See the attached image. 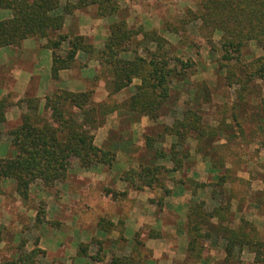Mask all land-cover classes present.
I'll use <instances>...</instances> for the list:
<instances>
[{"label": "trees", "instance_id": "1", "mask_svg": "<svg viewBox=\"0 0 264 264\" xmlns=\"http://www.w3.org/2000/svg\"><path fill=\"white\" fill-rule=\"evenodd\" d=\"M90 6L96 7V18L112 19L108 36L100 49H96L85 36L61 32L67 17ZM0 10L10 12L8 18L0 20V49H17L24 40L32 39L41 42L42 47L51 52L52 87L42 99L29 90L16 101L11 92L0 98V150L5 136L12 151L11 156L0 157V179L12 181L13 193L24 203L29 200L30 186L36 182L47 190L66 180L72 160L77 161L82 171H89L97 165L111 167L116 153L94 144V132L104 124L105 118L115 112H124L131 118L146 117L155 124L170 100L172 84L184 79V70L191 66L171 55L170 43L157 30L128 27L125 18L118 16L120 6L117 0H66L64 4L60 0H0ZM197 23L209 45L215 34L220 35L217 43L224 65L219 68H226L234 62L240 73L236 83L242 90L253 80L264 83V0H200L196 9H187L182 18L163 21L162 31L176 35L181 42L186 27ZM246 42H253L260 48L261 55L242 62L241 51ZM78 54L97 63L99 70L92 78L94 82L105 80L108 100L132 86L134 80L139 84L133 86L132 94L120 104L97 103L94 89L74 93L57 87L59 73L71 70ZM10 107H17L20 115L16 124L4 131ZM136 119L130 120L131 123ZM209 134L213 133L203 126L196 111H182L180 119L174 120L170 126L163 125L155 136H145V148L152 152L153 160L121 174L120 181L126 185L123 192L108 189L106 193L118 200L128 191L158 188L164 191L165 197L169 191L159 178L162 170L166 173L181 170L180 154L187 158L181 153L183 144L191 135L198 140ZM167 137L173 141L166 151L162 143ZM156 161H168L173 167L168 170L157 165ZM220 181L221 178L216 177L213 185L195 184V187H215ZM211 197L213 201L215 196ZM157 210H162V203L158 202ZM229 211L227 204L217 201L210 211L205 209V201L188 207L186 219L194 233L188 241V256L199 257L198 238L214 239L221 242L226 259L236 258L246 250L253 256L252 264H264V240L252 236L246 221L242 220V226L237 230L222 225ZM43 215L40 209L36 211L34 223L43 224ZM214 219L216 223H213ZM112 226L103 218L98 222L100 231ZM147 237L155 239L158 235L150 233ZM22 247L19 245L16 259L0 264H38L37 258L45 254L36 243L29 252L22 251ZM87 248V244H79L77 256L92 259ZM111 264L138 262L123 257L112 258Z\"/></svg>", "mask_w": 264, "mask_h": 264}, {"label": "rangeland", "instance_id": "2", "mask_svg": "<svg viewBox=\"0 0 264 264\" xmlns=\"http://www.w3.org/2000/svg\"><path fill=\"white\" fill-rule=\"evenodd\" d=\"M117 1L120 6L118 16L125 18L128 27L134 29L142 27L145 30H151L149 27L144 28L138 25V21L129 25L134 16L127 21L124 10L126 4L123 0ZM141 1H145L146 5H151L150 0ZM162 1L152 3V9L155 12L153 17L152 15L148 16L149 13L146 14V11L149 10L143 12L142 15L145 20L148 17L152 19L148 20L149 26L158 23L155 30L160 32L170 43L171 55L191 65L184 70V79L172 84L170 100L162 108L160 117L155 124L146 117L139 119L132 117L136 119L135 123L132 124L130 120L133 119L124 112H115L105 118L106 121L108 117L113 116L117 120L119 119L120 123L117 130L109 132L106 143L101 147L95 145L98 148L110 149L116 153V160L111 167L97 165L89 171H82L78 168L81 172L77 173L73 166L74 164L77 165V161L72 160L66 180L47 190L43 189L39 182H36L30 186L29 200L26 203L22 202L17 195V198L13 197L14 184L12 181L0 179V242L5 243L4 248L0 245L3 248L0 250V262L16 259L19 254V245H23L21 250L25 252L31 251L35 243L38 247V240L41 238L45 248L49 249V254L44 250L43 257L37 258L38 264H79L81 259H83L81 264H111L112 258L123 257L131 258L138 264H252L253 256L246 253V250L236 258L226 259L221 242L214 239L198 238L199 257H189L187 245L194 233L192 228H189L186 213L189 206L199 201H205L207 211L212 209L215 201L224 205L227 204L230 211L226 219L222 221V225H226L231 230H237L239 226H242V220H244L247 223V228L252 230V236L264 240V83L253 80L245 90H242L236 83L240 73L235 68L234 62L226 68H219V65H224L217 43L220 35L215 34L212 38V44L209 45L206 42L204 32L199 31V23L195 26L186 27L187 31L184 33L181 42L176 35L162 31L163 21L182 18L187 9L194 11L200 0ZM60 2L64 4L66 0H60ZM164 4L168 9L162 12ZM80 11L95 15L96 7L90 6L77 10L72 16L67 17L61 30L62 33L75 34L77 21L74 16ZM132 14L138 18V14ZM9 16L8 10H0V20ZM102 20H105L108 36V26L112 19ZM100 37L104 38V36ZM89 42L93 45V40L89 39ZM260 55V48L253 42H246L240 58L242 62H248ZM46 61L48 64V59L45 62L44 58L41 59L43 64ZM74 71L76 73L78 70L75 69ZM104 78L107 79L106 76ZM137 84L139 81L134 80L132 86L117 93L109 100L107 99L105 80L101 79L94 82L92 78L89 89H94L95 92L101 89L95 94L99 100V102L95 100L97 103L120 104L132 94L133 86ZM5 86L12 90L11 79L7 80ZM102 90L106 95L104 99L102 98ZM186 109L196 111L201 116L203 126L213 134L198 140L194 135H191L182 147L181 153H185L187 158L184 159L180 154L183 164L181 170L172 173H166L162 170L159 178L169 191L168 195L164 197L163 190L152 188L143 190L147 191L145 195L149 197L148 203L145 200L134 199L124 203L105 204L98 200V192L105 194V190L108 189L121 192L108 188V186H112L117 178L120 180L126 166L128 167L127 170L135 169L139 165L149 164L153 160L152 152L145 148V136H155L161 132L163 125L170 126L174 120L180 119L181 112ZM8 116L9 122L3 126L4 131L16 124L15 120H11L12 116L10 114ZM141 121H143L144 126H142ZM172 141L173 139L170 137L165 138L162 143L163 149L167 151ZM1 142L9 143L5 136ZM3 149L0 150L1 158L8 155ZM156 164L168 170L173 167V164L168 161H156ZM101 168H104L103 173ZM119 173L121 174L118 175ZM78 174L82 175L83 179L78 181L80 183L83 181L85 188L83 189L81 184L78 187L74 186V188L77 187L83 191H81L79 202L73 206L78 209L80 223L85 229L83 232L84 239L87 241L85 243L77 242L73 236L68 238L69 231L64 227L66 220L63 215L64 212L61 213L57 208V201L60 197L65 196L64 202L67 201V197H72L68 194L69 186L75 185ZM216 177H220L221 181L215 187L207 186L203 189L195 187V184L213 185L216 183ZM106 178H110L109 183L107 182L108 186L107 183H103ZM212 191H214V195H212ZM211 196H215L213 201ZM73 197L75 199L74 195ZM18 199L23 207L20 212L16 206ZM158 202L162 203L161 211L157 210ZM148 205L154 210L149 207V210H146L144 207ZM133 206L145 210V216L149 220L148 223L139 227L140 229L135 235L131 234L127 241L123 240L121 243L116 236H113L116 239L110 238L115 231L123 230V225H119L117 221L106 231H100L98 222L101 217L109 221L110 215L115 213L126 214L128 208L131 209ZM30 209L35 212L40 209L44 213L43 224L34 223L33 219H29L28 210ZM2 215L6 216L3 217V220H1ZM46 217L48 221H46ZM11 219L13 223L19 226V229L17 226L15 227L18 230L9 229L10 227L2 229V223H7ZM154 219L158 220L156 225H154ZM162 223L165 226L163 231L160 230ZM213 223H216V219L213 220ZM47 224L52 225V229L46 227ZM97 229L104 234L94 236V231ZM150 233L158 235V238L155 239L159 240L157 241L159 245L161 244L158 245L160 248L158 253L161 255L158 260H153V251L143 245L144 241L149 239L147 235ZM142 234L145 236L141 237ZM49 236H51L50 239ZM70 239L73 242L76 241V245H72V248H76L74 258L68 251ZM79 244L88 245L87 254L89 257H93L92 259L77 256Z\"/></svg>", "mask_w": 264, "mask_h": 264}, {"label": "crops", "instance_id": "3", "mask_svg": "<svg viewBox=\"0 0 264 264\" xmlns=\"http://www.w3.org/2000/svg\"><path fill=\"white\" fill-rule=\"evenodd\" d=\"M123 1L126 4L124 10H125L126 17L128 19L127 21L131 20V17L134 16L133 17L134 19L131 20V23H129V25H132L135 21L136 22L138 21V25L143 26L144 28L149 27L151 29H156V25L158 23L157 24L155 23L154 25L149 26L148 20H152V19L148 17L145 20V17L142 15V13L145 12L146 10H149V11H146V14L149 13L147 15L148 16L152 15L153 17V13L155 12H153L152 3H156V2L158 3V2H161L162 0H150L149 1L151 2L150 6L146 5L145 1L140 2V0H123ZM163 6L164 7L162 9L163 10L162 12L168 9L165 7V4ZM132 13L138 14L137 15L138 18L135 17V14H132ZM157 16L159 17V14H157ZM74 18L77 21L76 26H75V29H76L75 33L78 35L86 36L87 38L93 40L92 43L96 49L102 48L105 38L107 36V26H106L105 20L98 19L92 14L90 15L88 13H83L81 11L78 13H75ZM100 36H104V38L102 39ZM42 58H44V62L46 59H48V64H47V61L45 64L41 63ZM75 64H76V67L74 66L71 70H64L59 73V80H58L57 87L68 90L70 92H74V93L83 92L90 88L89 83L91 82V79H92L91 77H94V75H96L99 70L97 63L95 61H89L87 56L84 54H78L76 57ZM50 65H51V52L43 48L41 42H37L32 39L24 40L21 44V47L17 49L16 48L0 49V98L3 95L7 94L8 92H11L13 94L14 101H16L19 98L24 97L26 92L29 90L30 93L42 99L52 87V83L50 79ZM75 69L78 70L76 71V73L74 71ZM9 79H11V83L13 84L12 90L8 89L5 86V84L7 83V80ZM100 84L101 82L99 83V86ZM98 90H96V92L101 91V89L99 91ZM104 93L105 92L102 90L103 99L106 97ZM95 100L99 102V100L96 97H95ZM9 114L10 116H12L11 120L17 121L20 115V111L18 110L17 107L10 108L6 114V124H8L9 122V116H8ZM141 122H142L141 123L142 126H144L143 121ZM119 125H120L119 119L117 120L116 117H113V116L108 117L107 120L105 121V124L102 127L98 128V130L94 134L95 145H97L98 147H101L104 143H106L109 132L111 130H117L119 128ZM2 148H4L3 150L7 152L8 154L7 157H9L12 153L10 144L1 142V150ZM73 166H74V170L77 173L81 172L78 169L77 165L74 164ZM127 168L128 167L126 166L125 170H127ZM100 170L103 173L104 168L103 169L101 168ZM121 173H119L118 175H120ZM82 179H83L82 175L78 174L75 185H72L73 187L70 185L69 186L70 188L68 187L69 188L68 194L72 195V197H69V198L67 197L66 199L67 201L64 202L65 196H62L57 201L58 203L57 208L60 210L61 213L64 212L63 215L65 216V219H66L64 222L65 224L64 227L69 231L68 238H71L70 236H73L79 243L87 242L84 239L85 237H84L83 232L85 231V229H84V226L80 223V215H79L78 209L77 208L75 209V206H73V204H76L79 202L81 191H83L81 189H77V187L81 184L80 186H82L83 189L85 188L83 181H81V183L78 181ZM109 180L110 178H106L103 180V183H107V182L109 183ZM108 183H107V186L109 185ZM74 186H77V187L74 188ZM125 187H126L125 183L120 181L119 178H117V181L112 183V186H108V188H112L114 190L121 191V192L125 189ZM65 188L67 189V186ZM106 191L107 190H105V194L104 193L102 194V192H98V195H97L98 200H100L101 202L105 204H108V203L115 204L117 202L124 203L127 200L132 201L134 199L145 200L148 203L149 197L145 195L147 194L146 190L142 192L128 191L125 197L120 198L119 200H115L116 202L111 198L110 194L106 193ZM73 195L75 196V199ZM13 197L17 198L16 194H14ZM16 206L19 212H20V209H23V207L20 205L19 199H18V203L16 204ZM148 207L149 205L144 208L146 210H149V208H151V210H154L152 209V207H149V208ZM127 212L128 213L126 214L115 213L113 215H110V218H108V220L112 224H116V221H117L119 222V225H123V230L121 229V231L120 230L115 231L113 233L114 235L112 234L110 236V238H115L113 236H116V238H119L120 239L119 243H121V241L123 240L127 241L128 238H130L131 234L135 235V233L140 229L139 227L149 222V220H147L145 216V213H146L145 210H141L140 207L133 206V208L131 209L128 208ZM28 213H30L28 216L29 219H34L36 212L30 209L28 210ZM3 217H6V216L2 215L1 220H3ZM46 221H48L47 217H46ZM153 222H154V225H156L158 223V220L154 219ZM15 226H17V228L19 229V226L13 223L12 219L11 221H8L7 223H4V224L2 223V227H3L2 229L4 228L7 229L10 227L9 229L18 230L16 229ZM46 227H49L50 229H52L53 226L52 225L50 226V224H47ZM79 227H80V231H79ZM160 230L162 231L165 230V226L163 223L160 226ZM94 233H95L94 236H99V235L101 236V234L102 235L104 234L100 232L98 229L95 230ZM144 236H145L144 234L141 235V237H144ZM50 238L51 236H49V239ZM157 241L159 240L158 239H147L146 241H144V244H143L144 246L149 247V249L153 251V254H152L153 260H158V258L161 256L158 253L160 248H158L159 243ZM75 242H73L72 240L68 242L70 246L68 251L70 252V255L73 258L76 255V248H72V245H74ZM4 244H5L4 242H0V245H2V247L4 246ZM12 245H14V243ZM44 245L45 244H44L43 239L39 238L38 248H40L43 251L45 250L46 253L49 254L48 252L49 249H46ZM2 247H0V250L4 248ZM82 260L83 259H81L79 264L83 262Z\"/></svg>", "mask_w": 264, "mask_h": 264}]
</instances>
